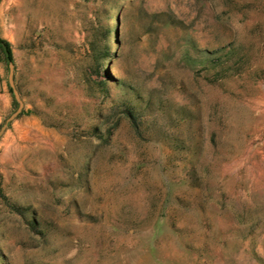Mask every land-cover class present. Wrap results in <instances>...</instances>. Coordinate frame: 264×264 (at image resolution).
Segmentation results:
<instances>
[{
    "label": "rangeland",
    "instance_id": "1",
    "mask_svg": "<svg viewBox=\"0 0 264 264\" xmlns=\"http://www.w3.org/2000/svg\"><path fill=\"white\" fill-rule=\"evenodd\" d=\"M114 1L0 0V264H264V0Z\"/></svg>",
    "mask_w": 264,
    "mask_h": 264
},
{
    "label": "trees",
    "instance_id": "2",
    "mask_svg": "<svg viewBox=\"0 0 264 264\" xmlns=\"http://www.w3.org/2000/svg\"><path fill=\"white\" fill-rule=\"evenodd\" d=\"M102 4H107L111 7L116 6L114 0H96ZM95 19H85L83 22V28L86 32V45L85 51L87 56L92 59L93 62L98 63L101 67L105 61L109 60L112 56L110 47V36L111 30L100 26L101 14L100 11L96 10L94 12ZM0 48L4 49L6 59L8 62L13 61L12 51L10 48V43L0 37ZM130 117L133 116L131 112L128 111Z\"/></svg>",
    "mask_w": 264,
    "mask_h": 264
},
{
    "label": "water",
    "instance_id": "3",
    "mask_svg": "<svg viewBox=\"0 0 264 264\" xmlns=\"http://www.w3.org/2000/svg\"><path fill=\"white\" fill-rule=\"evenodd\" d=\"M9 84H10V87L12 88L13 92H14V95H15V98L17 100V102L19 103V107L18 109L7 119V122L1 127L0 129V137L3 135V133L5 132L6 130V127H7V124L8 122L14 120L22 111V108H23V103L20 99V95L18 93V91L15 89L14 87V65L13 63H10L9 64Z\"/></svg>",
    "mask_w": 264,
    "mask_h": 264
}]
</instances>
